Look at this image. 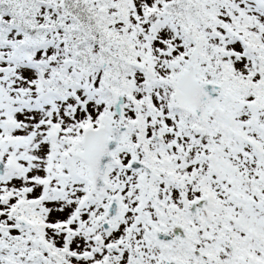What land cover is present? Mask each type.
I'll return each instance as SVG.
<instances>
[{
	"label": "snow or ice",
	"instance_id": "snow-or-ice-1",
	"mask_svg": "<svg viewBox=\"0 0 264 264\" xmlns=\"http://www.w3.org/2000/svg\"><path fill=\"white\" fill-rule=\"evenodd\" d=\"M0 264H264V0H0Z\"/></svg>",
	"mask_w": 264,
	"mask_h": 264
}]
</instances>
